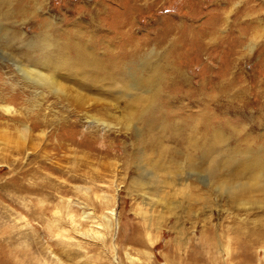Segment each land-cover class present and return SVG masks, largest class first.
<instances>
[{"label": "rangeland", "instance_id": "1", "mask_svg": "<svg viewBox=\"0 0 264 264\" xmlns=\"http://www.w3.org/2000/svg\"><path fill=\"white\" fill-rule=\"evenodd\" d=\"M1 1L0 264H190L189 245L176 237L173 227L177 217L185 219L189 205H165L157 198H180L176 185H160L172 180L168 168L183 169L179 185L190 182L196 194L206 189L205 176H190L189 158L199 155L170 140V130L156 122L159 112L154 111L160 105L177 110L179 91L190 90L174 81L171 61L195 87L213 85L232 66L243 79L238 86L246 97L235 101L244 111L231 108L222 115L230 120L243 116L246 122L238 127L253 133L249 144L264 152V124L254 122L264 116V98L257 97L264 90V0ZM45 38L52 44L43 46ZM83 45L97 49L102 64L110 57L124 59L117 70L123 77L136 67V77L154 72L141 66V59L152 53L159 72L153 73L147 90L143 85L130 90L140 96L130 106L129 96L88 89L69 76L62 80L68 95H56L18 70L17 64L46 71L42 59L69 58ZM37 116L49 125H38ZM151 124L164 128L163 135L153 131L162 141L154 153L146 143ZM24 125L30 127L26 141L21 137ZM60 136L64 142L58 141ZM231 146L240 143L231 140ZM77 173L80 179H70ZM138 180L148 182L146 187ZM211 192L220 206L211 212L200 200L190 205L198 215L192 220L202 224L206 210L214 223L228 224L237 211L245 216V210L228 206L225 194ZM253 208L252 213L264 214ZM199 223L184 221L196 237ZM226 234L224 243H233ZM256 248L254 264H264V250Z\"/></svg>", "mask_w": 264, "mask_h": 264}, {"label": "bare ground", "instance_id": "2", "mask_svg": "<svg viewBox=\"0 0 264 264\" xmlns=\"http://www.w3.org/2000/svg\"><path fill=\"white\" fill-rule=\"evenodd\" d=\"M8 2L9 0L1 1L2 4H8ZM1 28L2 26L0 24V29ZM207 37L209 38V43H212L214 40L213 35ZM42 44L44 46V44L50 45L52 43H50L48 38H45ZM44 49L47 48L44 47ZM97 53V49L83 45L82 47H76L74 49V56L69 58H67L68 56L65 57L64 54H59L56 58L52 56L42 59L40 64L45 66L48 72H46V69V71H42V69L39 70L40 68H34V64L32 65L33 67H22L18 64L17 66L18 70L22 72L27 81L33 83L42 90L48 88L50 92L56 95L61 93L65 96L68 95L66 93V86H63L62 80L65 77H73L80 82L79 84L82 87L84 86L88 89L96 88L105 92L104 94H119L121 97L129 96L128 103L130 106H134V101L140 99L139 94L130 93V90H138L142 85L143 89L147 90L153 73L159 72L157 62L155 63L152 61L153 53L151 58L145 57L141 59V66L149 71L152 69L154 72L150 73L148 76L139 77H136L137 67L134 69V73L130 74V72H127L128 77H123L121 72H117L124 59L122 61V59H117V56L110 57L107 63L102 64L100 63L101 59L96 56ZM171 67L176 77L174 81L185 83V86L188 84L190 90L179 91L181 100L179 101L180 107L177 110H171L172 107L170 110H167L160 105L154 111L159 112L155 120L158 124L164 123L166 129L170 130V140L171 138L175 139V141L180 142L181 145L186 146L189 152H195V154L199 155V159L190 157L187 164L191 169H194L193 172L190 173V176L194 175V172L205 176L204 185L206 189L201 188L200 190H203L202 193L196 194L193 192L196 188L191 190L192 184L190 182H184L179 185L178 177L181 176L183 169L171 167L165 171L171 174L172 180L170 182L160 183V185H176L179 188L177 197L180 198L176 200L164 198L157 199L165 205H182L184 201L189 205V208L186 209L185 219L181 221V219L177 217V221L173 227L174 232H176V237L185 240L187 245H189L187 246V251L189 252L187 255L190 259V264H254L255 254H257L256 247L261 246L264 250V214L261 215L251 212L252 209H254L253 206L260 211L264 210V152L261 148L257 149L256 147L255 149L252 147V144H249V141L255 137L253 133L252 135L248 131H245V129H243L244 127H238L237 124L240 125L241 122H246L243 116L236 115L237 118H231L232 120H230L222 115V113L228 112L231 108L239 113L244 111L237 106L239 103L235 101L236 99L246 97L243 86H238L239 83H241H238V81L241 79H239V76L236 77V70L235 72L232 71L231 66L230 69L224 68L222 70L219 78L216 79L218 81L214 82L213 85L211 84L208 87L202 82L195 87L194 85H190L191 82L188 75L180 67L174 65L173 61H171ZM62 70L65 74L59 73L60 76H56V72ZM50 71H52V73ZM228 74L230 76L227 77ZM119 79H121L122 83L119 82ZM181 89L183 90V88ZM257 97L261 101V99L264 98V90L263 92L257 93ZM186 98L188 99L187 101ZM171 104L173 105V103H170V105ZM164 110L166 111L164 112ZM163 112L165 113V118L162 116V114L164 115ZM36 119L35 121H38L41 118L37 116ZM247 119H249V117ZM152 120L154 121V119ZM51 122L53 121L51 120ZM254 122L262 126L264 124V116L263 118L254 120ZM124 123L127 125L125 128L130 129V123L127 121ZM158 124H151V133L149 132V135H147L148 138L146 143L152 153L160 151L162 147V141L153 132L158 130L163 135L164 128L162 130H159L158 127L153 129ZM38 125L49 124L38 121ZM29 128L30 127L27 125H24L22 128L21 137L24 141H26ZM48 136L50 135L47 134V137ZM59 140L64 142L61 136L58 137V141ZM231 140L237 144L240 143V146H231ZM63 142H60V144ZM5 147H7V145H5ZM10 147L12 146H8V151L16 152L14 147ZM58 148L59 147H55V149ZM42 155L36 156V159H41ZM49 167L53 169L51 165H49ZM44 168H47V166ZM25 170H31V168L28 167V169ZM146 173L151 179H155L156 181L160 180L154 172L150 173L147 171ZM81 177L82 174L79 173L70 175V179L75 180ZM137 182L143 188H145L148 183L144 180H138ZM65 188L66 187H64L63 190H65ZM212 190L219 193V196L225 194L228 206L236 207L237 210H245V216H241L239 211H237L228 224H224L222 220L214 223L212 219L207 216L208 210H206L204 213L206 216L202 224L197 220H192V217L197 219L196 217H198V215L192 212L190 205H195L201 200L204 204V208H209L211 212L214 206H220L216 199L213 200L212 197H210L211 194H214L211 192ZM235 204L239 205L241 208H238ZM246 207H250L251 209H245ZM251 215L253 217H250ZM186 218L191 221L192 225H195L196 222L200 224V230L198 231L199 237H196L192 231L190 232V229L185 226L184 221L187 220ZM176 228L179 230H176ZM226 233L231 235V241L233 243H224V237L227 236ZM225 255L227 256L225 257ZM260 264L263 263L261 262Z\"/></svg>", "mask_w": 264, "mask_h": 264}]
</instances>
